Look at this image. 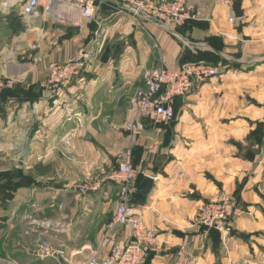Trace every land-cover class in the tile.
Wrapping results in <instances>:
<instances>
[{
  "label": "crops",
  "instance_id": "obj_1",
  "mask_svg": "<svg viewBox=\"0 0 264 264\" xmlns=\"http://www.w3.org/2000/svg\"><path fill=\"white\" fill-rule=\"evenodd\" d=\"M91 1L87 19L65 0H41L30 17L24 0H0V171L35 177L0 197V264H58L32 253L45 238L64 250L61 264H88L129 243V226H106L117 200L112 174L130 144L137 176L154 181L130 198L155 234L143 264H264V134L255 133L264 124V0H232L241 17L233 3L186 0L196 16L176 28L133 16L124 0ZM79 52L88 54L79 74L51 83L48 63ZM212 56L229 65L177 96L171 121L134 116L145 69ZM219 195L234 202L226 237L195 219ZM33 211L47 223L37 235L24 227Z\"/></svg>",
  "mask_w": 264,
  "mask_h": 264
},
{
  "label": "built area",
  "instance_id": "obj_2",
  "mask_svg": "<svg viewBox=\"0 0 264 264\" xmlns=\"http://www.w3.org/2000/svg\"><path fill=\"white\" fill-rule=\"evenodd\" d=\"M41 0H24L21 13L30 17L35 13ZM79 7L83 18H92L91 0H65ZM216 4L232 7V0H214ZM133 16H143L145 19L156 18L166 28H176L186 20L195 18L193 6L186 0H124ZM234 21V16L229 17ZM88 56L79 52L67 62L50 61L48 63L49 80L57 86H66L79 74ZM219 71L215 65L204 61L183 63L171 68L161 60L158 66L145 69L142 74L143 87L139 88L132 99L134 116L137 118H150L156 122L167 123L175 117L174 99L190 92L194 86L200 85L210 79L216 78ZM137 123L129 122L125 130L133 137ZM133 140V139H132ZM132 144L118 154V167L112 174L117 183V200L114 212L106 229L113 230L122 225L132 229V240L124 246L112 245L102 258L92 257L88 264H143L146 250L155 242L154 231L144 224L142 212L130 206V198L137 187V172L132 162ZM80 191L84 187L78 186ZM233 200L229 196L219 195L214 200L203 204L196 212L195 219L198 224L218 231L226 237L232 232L230 217ZM111 237L106 236L105 241ZM35 256L43 259L53 256L58 264L65 252L54 248L50 242H43L39 248L32 251Z\"/></svg>",
  "mask_w": 264,
  "mask_h": 264
},
{
  "label": "trees",
  "instance_id": "obj_3",
  "mask_svg": "<svg viewBox=\"0 0 264 264\" xmlns=\"http://www.w3.org/2000/svg\"><path fill=\"white\" fill-rule=\"evenodd\" d=\"M201 60L195 59L193 61L190 62H198ZM206 62V61H204ZM212 62V61H210ZM210 62H206V63H210ZM225 62V61H224ZM212 64V63H211ZM264 126V124L262 122H258L256 129H255V133L257 135V139L259 140V137L262 136L264 134V129H262ZM40 166H36L35 167V173L37 175L40 174H46L50 172V166H46L44 167L42 170L40 169ZM20 171H16V172H11V171H5V172H0V189L2 191H4L5 193H8L9 197H11V192L14 191L16 188H18L19 186H23L26 184H30V183H34L33 179H31V176L25 177V176H17ZM143 175L142 174H138L137 176V184L141 181ZM136 194H139L138 192H136ZM208 231L210 233H215L216 230L212 229V228H208Z\"/></svg>",
  "mask_w": 264,
  "mask_h": 264
},
{
  "label": "rangeland",
  "instance_id": "obj_4",
  "mask_svg": "<svg viewBox=\"0 0 264 264\" xmlns=\"http://www.w3.org/2000/svg\"><path fill=\"white\" fill-rule=\"evenodd\" d=\"M210 61H212L211 63L213 64V65H215L216 66V68L218 69V71H220L221 69H222V66L223 67H226V66H228L229 64L227 63V62H224V61H222V59L221 58H218L217 56L215 57V56H212L211 57V60ZM210 63V64H211ZM262 129H264V126H263V128ZM1 160H4V159H1ZM17 161V160H16ZM17 163H19V165H22V167H24V165H23V163H20V162H17ZM10 167H13V163L10 165ZM13 169H16V170H9V171H11V172H16V171H20L19 173L20 174H18L17 176H25V177H27L28 178V176H30V175H28V173H25L24 172V170L22 169V168H13ZM0 172H5V171H0ZM31 179H33V182L35 183V180H34V178L31 176L30 177ZM81 187V186H80ZM82 187H84V186H82ZM12 193V192H11ZM0 197H3L4 199H9L10 197H9V195H8V193H5L4 191H2L1 189H0ZM232 200V199H231ZM1 207V206H0ZM5 207H7V206H5ZM37 208V207H36ZM38 209V208H37ZM35 210V209H34ZM34 213V214H33ZM37 214H38V211L35 213L34 211L33 212H31V214L29 215V221L31 222V224L32 225H24V227H26L27 228V230L29 231V232H31V234H38V232L37 231H39L38 229H37V227L38 226H40V225H43V226H46V222H42V221H40L39 219L38 220H33V217L34 218H36L37 219ZM31 215H33V217L31 216ZM51 223V222H50ZM51 224H55V223H51ZM23 227V228H24ZM232 233V232H231ZM230 233V234H231ZM39 234H41V233H39ZM229 234V235H230ZM4 237H7V234H4ZM3 240H5V238H2ZM1 239V240H2ZM7 239H9V238H7ZM50 242L49 241V239L48 238H45V239H43V240H40V242H38V244H36L35 246H34V249H37V248H39V246L43 243V242Z\"/></svg>",
  "mask_w": 264,
  "mask_h": 264
},
{
  "label": "water",
  "instance_id": "obj_5",
  "mask_svg": "<svg viewBox=\"0 0 264 264\" xmlns=\"http://www.w3.org/2000/svg\"><path fill=\"white\" fill-rule=\"evenodd\" d=\"M234 6V13L236 17H241L242 16V11L240 10V4L238 1H234L233 3ZM156 23H160L159 20H157L156 18L150 17L148 18ZM153 178L148 176V175H143L141 181L139 182V184L136 187V192H138L139 194L142 195H147L153 185Z\"/></svg>",
  "mask_w": 264,
  "mask_h": 264
}]
</instances>
